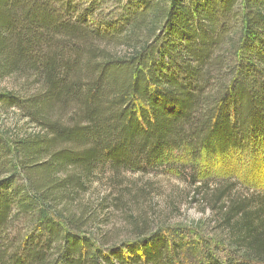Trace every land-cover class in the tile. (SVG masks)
Segmentation results:
<instances>
[{
	"label": "trees",
	"instance_id": "obj_1",
	"mask_svg": "<svg viewBox=\"0 0 264 264\" xmlns=\"http://www.w3.org/2000/svg\"><path fill=\"white\" fill-rule=\"evenodd\" d=\"M14 77L0 109L35 128L0 132V264H264L261 197L218 194L226 254L180 226L109 245L81 201L101 167L264 149V0H0V84Z\"/></svg>",
	"mask_w": 264,
	"mask_h": 264
},
{
	"label": "rangeland",
	"instance_id": "obj_2",
	"mask_svg": "<svg viewBox=\"0 0 264 264\" xmlns=\"http://www.w3.org/2000/svg\"><path fill=\"white\" fill-rule=\"evenodd\" d=\"M121 55L123 47L109 46ZM23 79L10 78L0 87L15 89ZM17 110L0 109V132L33 129ZM234 196H258L264 199V149L256 155L238 151L225 155L190 153L185 149L169 151L162 162L147 172L122 171L114 176L109 166L98 169L81 201L100 208L93 234L107 244H119L135 237L136 228L153 230L180 226L194 236L211 241L213 252L228 251L226 232L219 224L215 201L223 188ZM30 218L16 221L7 234H25ZM225 244H220L224 242ZM192 264H201L193 262Z\"/></svg>",
	"mask_w": 264,
	"mask_h": 264
}]
</instances>
